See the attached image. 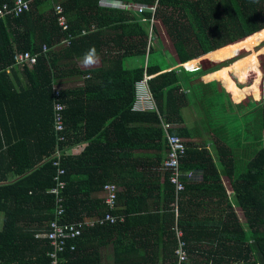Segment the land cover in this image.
Here are the masks:
<instances>
[{
	"label": "trees",
	"instance_id": "1",
	"mask_svg": "<svg viewBox=\"0 0 264 264\" xmlns=\"http://www.w3.org/2000/svg\"><path fill=\"white\" fill-rule=\"evenodd\" d=\"M101 1L35 0L31 11L0 22V264H54L56 260L59 264H100L98 254L87 252L85 246L95 232L121 237L114 243L115 264H178L176 229L186 244L183 264H264V99L255 95L243 103L233 100L235 85H228L224 74L239 60L224 61L222 52L264 31V0H112L155 7L154 12L142 13L133 7H104ZM14 2L0 0V8ZM58 6L69 26L65 33L58 23ZM155 20L171 37L179 64L162 68L152 63L154 48H160L149 44V38L157 33ZM91 25L97 30L78 37ZM68 34L76 36L69 45L53 48ZM46 44L51 46L49 52L44 51ZM93 47L101 66L81 70L78 60ZM27 50L38 56L39 62L34 69L21 68L26 81L17 90L11 78L18 72L14 56ZM262 54L264 50L255 56V65L251 58L238 64L246 80L260 76L256 65L264 69ZM208 55L212 58L203 61ZM138 57L141 66L136 63ZM198 59L203 62L199 70L176 68ZM70 76L81 82L79 87L61 91L66 140L60 142L54 126L57 99L53 87ZM146 76L152 77L148 85L156 108L136 111V85ZM187 107L198 116L194 125L187 124ZM162 120L184 124L170 129L182 138L211 131L218 137L212 140L214 152L185 140L180 167L185 188L178 196L164 172L163 185L158 188L169 192L170 204L177 207L170 210V204L166 206L170 210L163 212L170 221L163 228L166 233H156L166 236L169 245L161 239L152 240L163 254H150L142 252L149 246L131 226L134 214L145 208L139 206L133 212L129 202L142 205L155 190V172L160 178L157 170H162L165 151L168 155ZM78 143L88 144L77 158L61 160L66 183L62 222L81 227V234L67 241L65 249L54 257L56 248L48 237L57 214V197L51 193L57 184L52 158L59 144L64 149ZM151 151L160 154L146 153ZM194 172L203 175L200 183L195 182ZM9 174L17 178L5 183ZM108 184L124 189L121 192L120 188L119 206L125 200L129 206L114 214L123 216L125 222L90 227L88 222L104 216L106 208V195L103 202L92 200L91 195L104 192ZM193 192L202 196L187 201ZM202 205L206 210L212 205L219 210L224 206L222 217L206 219L202 212L198 217H185V209ZM144 227H139L141 232ZM125 232L126 243L122 240ZM124 257H128L127 263Z\"/></svg>",
	"mask_w": 264,
	"mask_h": 264
},
{
	"label": "built area",
	"instance_id": "2",
	"mask_svg": "<svg viewBox=\"0 0 264 264\" xmlns=\"http://www.w3.org/2000/svg\"><path fill=\"white\" fill-rule=\"evenodd\" d=\"M34 0H15V2L10 4H5L0 8V22L5 19L7 16H15L19 17L22 14H25L28 11L32 10ZM101 6L104 7H113L118 9H129L133 7L138 10L140 13L144 11H155V7H147L144 5H126L119 1H107L102 0L100 2ZM58 14V23L61 27L62 32H68L69 26L67 23L66 16L64 14V10L61 6L57 7ZM154 23V21H153ZM97 30L96 25H91L89 29H83L82 32L78 35V37L86 36ZM76 37V36H75ZM74 35L68 34L66 37L61 38L60 42L54 43L53 48H59L64 45H69L70 41L75 38ZM51 50V46L46 44L44 46V51L49 52ZM39 57L34 56L31 51H21L16 52L14 56V66L19 68H31L33 69L39 62ZM187 71H193L195 69L189 70L185 65H183ZM197 69V68H196ZM150 77H145L142 82H139L136 85V102L135 108H150L153 106V97L149 90L148 80ZM62 89L59 86L53 87V93L56 97L57 101L54 104V126L55 131L58 134V140L60 142L66 140L63 132L65 130V124L63 120V110L65 109V105L62 104L59 99L62 96ZM154 108V107H152ZM161 127L165 131V135L167 136L168 142V155L163 164V170L166 174H168L169 182L174 186L176 194L180 191L184 190V183L182 179L184 174L181 171V159L183 157L184 151H186V142L181 136L172 134L170 129L175 128L176 124L167 122V120L161 121ZM82 144H74L71 148L62 149L60 144L58 149L54 155L53 162L55 167L57 168V176H56V186L51 190V193L57 197V214L56 220L53 223V228L51 233L48 235L49 240L52 242L54 248H56V254H53L55 257L59 251H63L65 249L67 241L74 239L75 236L81 234V227L78 229L76 224H65L63 223V218L65 215L64 199L62 197L63 190L65 189L66 183L62 180L63 175L65 174L64 169L61 168V160L64 157L69 156H78L83 152ZM57 158V160H56ZM104 192L106 195L105 201V215L102 217L96 218L90 224V227L96 226H105L106 224L115 225L118 223H124L125 218L123 216L119 217L115 215V211L119 209V192L120 188L115 184H108L104 187ZM113 211V212H112ZM112 212V213H111ZM81 226V225H80ZM177 230V239H178V249L175 253L178 258V264H183V262L187 259V253L185 252L186 244L181 241L182 233ZM54 264H59L58 260L54 262Z\"/></svg>",
	"mask_w": 264,
	"mask_h": 264
},
{
	"label": "crops",
	"instance_id": "3",
	"mask_svg": "<svg viewBox=\"0 0 264 264\" xmlns=\"http://www.w3.org/2000/svg\"><path fill=\"white\" fill-rule=\"evenodd\" d=\"M64 1V0H63ZM138 59L140 60V64H141V58L138 57ZM251 61L254 63V60L251 59ZM135 62H133L132 65H135L134 64ZM78 64H79V67L81 68V70H89V69H93V68H97V67H88L86 66L84 63H83V58H80L78 60ZM190 65V67H189ZM198 65V62L196 61H191L187 64V66L189 67V70H192V69H195V68H198L200 66H197ZM255 65V63H254ZM141 66V65H139ZM100 67V66H99ZM178 67V66H177ZM16 68L18 71L16 74H13L12 73V69L11 70H8V73H12L11 75V78L12 80L14 81V83L16 84V89L19 90L20 89V83L22 81H26L25 80V77H23L22 75H20V73L22 72L21 68L19 67H14ZM34 69V68H33ZM259 69V68H258ZM260 70V69H259ZM75 81V80H74ZM72 77H68L67 79H60L59 81V84L63 86V88L65 90H70L72 88H75V87H79V83L81 82V80H79L78 82L75 81L74 82ZM57 86V85H56ZM61 87V86H60ZM62 89V87H61ZM63 91V89H62ZM224 96L226 97H229L227 94H224ZM235 93H234V97L233 100L237 103H241L240 100H237V98H235ZM154 108H156V104H155V101L153 99V106ZM152 107L150 108H142V109H136L134 108V110L136 111H144V110H151L153 109ZM191 107H187L185 112H187V120H195L196 117V114H193L191 112ZM193 122L189 123V124H192ZM176 124V123H175ZM161 125V124H160ZM180 124H176V127H179ZM184 126V124H183ZM14 134L11 136L12 138H14ZM185 139L186 141L188 140H192L194 141L197 146H199V149L200 148H203V147H206L208 150H210L211 152H214L213 150V146H214V142L212 143H207L204 144L202 143L203 142V139H204V136H196V137H193V138H183ZM199 140H202V141H199ZM82 144L83 146V149L85 147H87V144L88 143H80ZM109 150V149H108ZM147 154H160V153H157V152H146ZM108 157L110 158H113V155L111 154H108ZM166 156H167V153L165 151L164 153V159H166ZM73 157V156H71ZM78 156L74 157V158H77ZM162 165V170H160L158 168L157 170V166L159 165V163L155 164V166L153 167V169H155L154 171L152 170V172L154 173L156 170L158 171V173L160 174V178L159 176L157 175V172L156 173V177L155 178H152V181H153V185H154V192L152 193V195L145 201L142 203V205H139V203H135L136 201H130V206L127 204L126 201L128 200H125V201H122V203H120V209L119 210H125L126 209V206L125 205H128L131 210L133 212H136L135 210H137L139 208V206L145 208L141 214H137L135 213L134 216L132 217L133 219L136 217L135 221H132L131 223V226L133 229H137L139 231V233L142 235V240L143 242L146 243V246H149V248L147 250H142V252L144 253H159V254H163V249H158L155 247L154 245V242L152 240H155V239H161L163 240L164 242V245H169L168 244V239L166 236L164 235H161L160 237L156 236V233L158 231H161V233H166L163 228L164 226H166L170 221L168 219L167 216L164 215V211H170L172 208H174L175 206L177 207V205H175L174 203L173 204H170V201L172 200V197L169 196V192L167 191H164L160 188H158L159 185H163V181H164V176H166V174L164 173V170H163V163H161ZM3 172V171H2ZM192 176L194 177V180L196 183H200L201 182V179L203 177V175H200L199 173H192ZM83 176H80L79 179H80V182L82 183V178ZM158 177V179H157ZM17 177L14 175V174H9L8 177H6V179H8V181H6L5 183H8L9 180L10 182L14 181ZM160 179V180H159ZM224 183L228 189V193H229V196L232 195L233 191H232V188H231V183L229 181V179L226 177L224 178ZM134 185H140L139 182H134ZM198 187H199V184H198ZM121 188V192L123 191L124 192V189L122 187ZM189 196L191 197V199H189ZM197 196H202L201 194H199L198 192H193L192 194H189L188 197H187V201H191V200H196ZM91 199L94 200V201H104L105 200V193L103 192V190L101 191H98L96 193H94L93 195H91ZM170 204V210H168L166 208V206H168ZM88 206L90 207L91 204H88ZM210 207V206H208ZM157 209V211H156ZM223 209H224V206H222L219 210V207L216 206V205H212L211 209L210 210H206L204 205H202V207L198 208V207H195V209H192L190 207V209H185V217H187L188 214H191V216H197L198 217V214L200 212H202V216L205 217L206 216V219L207 218H211L212 216L216 217V218H221L222 217V214H223ZM166 211V213H167ZM189 211H191V213H189ZM237 211H238V208H237ZM87 212V211H86ZM89 213V212H88ZM87 213V214H88ZM175 214L178 215V209H177V212L175 211ZM164 215V216H163ZM157 216V217H156ZM149 221H152L151 222V225L150 223H148ZM159 221V222H158ZM144 222V223H143ZM164 222H166V224H164ZM145 227L143 228V232L140 231L141 228L139 227H142L144 226ZM125 236H126V232L123 233V237H122V240L124 243L125 242ZM121 240V237H119V235L117 236H105V235H97V233L95 232V235L92 236V239L90 241H87L85 242V246H86V249H87V252L90 251L91 253L93 254H98V260L100 261V264H115L117 263V256H115V245L114 243L115 242H118ZM170 249V248H169ZM124 261L127 263L128 262V257H124Z\"/></svg>",
	"mask_w": 264,
	"mask_h": 264
},
{
	"label": "rangeland",
	"instance_id": "4",
	"mask_svg": "<svg viewBox=\"0 0 264 264\" xmlns=\"http://www.w3.org/2000/svg\"><path fill=\"white\" fill-rule=\"evenodd\" d=\"M154 25H155L157 33L154 35V37L149 38V44L152 45L153 47H156V48L160 47V48L158 49L154 48V52L152 54L153 56L152 63L159 64L162 68H166L171 65L179 64V60L177 59V54H176L173 41L171 37H169V35L166 33L164 26L162 25L160 21H157V20L154 21ZM262 50H264V31L254 36L248 37L241 42L235 43L222 51L223 54L225 52L224 55L226 56L224 61L234 62V61L239 60L233 63L230 67H227V71L225 68L222 69V71L224 72L226 71V74H224V77L227 78V84L228 85L232 84L233 86L235 85V89H236L235 98H237V100H240L242 103L244 101H248V98L250 97H253L255 95H261L260 84L261 86L263 85V83H261L262 72L258 69L260 71L259 77L257 76L256 78L255 75H252L251 80H246L244 77H242L241 72L238 70V64L245 63V61L249 58L254 60L255 56H257L259 52ZM97 57H98V62L88 67L101 66L100 56H97ZM211 57L212 56H206L203 59L205 58L208 59ZM148 58H149L148 56L145 58V62H147ZM259 60L261 59L259 58L258 61ZM195 61L199 62L200 60L198 59ZM261 61H264V59ZM136 63L140 65V60L137 59ZM202 65H203V62L198 64L197 66L201 67ZM256 66L257 68H259L258 65ZM60 86L64 90L63 86L62 85ZM213 106L214 105H211V107ZM229 108L231 110L235 109L231 105H229ZM231 116H232L231 113L227 115V119L230 118ZM185 117L187 119V112H185ZM196 121L197 120H190V121L188 120L187 124L193 122L190 125H194V123L196 124ZM180 126H183V125H180ZM215 137H218V136H215V134H213V131L205 132L202 143L205 146V144L211 143ZM199 141H202V140H199ZM239 213L241 215L240 217L242 218V220H245L244 213L242 211H240Z\"/></svg>",
	"mask_w": 264,
	"mask_h": 264
},
{
	"label": "clouds",
	"instance_id": "5",
	"mask_svg": "<svg viewBox=\"0 0 264 264\" xmlns=\"http://www.w3.org/2000/svg\"><path fill=\"white\" fill-rule=\"evenodd\" d=\"M35 1V0H34ZM107 1H112V0H107ZM120 2V1H119ZM98 62V57H97V54H96V50H95V48L93 47V48H90L85 54H84V57H83V63L86 65V66H92V65H94V64H96ZM183 65H185V64H180L178 67H176V68H179V67H183L184 68V66ZM201 67H198L197 69L195 68V70H193V71H196V70H199ZM259 69H260V71L262 72V76H261V79H262V81H261V83H263V79H264V70H262L261 69V67H260V65H259ZM186 70V69H185ZM148 77V76H147ZM152 77H150V79H151ZM149 79V80H150ZM148 80V81H149ZM149 86V85H148ZM150 90V89H149ZM260 91H261V97H260V99H264V97H263V85L261 86V84H260ZM151 92V91H150ZM152 94V93H151ZM153 97V96H152ZM136 102V101H135ZM134 108H135V105H134ZM154 109V108H153ZM140 111H142V110H140ZM163 164H164V162H163ZM172 185V184H171ZM119 209H120V207H119ZM119 209H118V211H119Z\"/></svg>",
	"mask_w": 264,
	"mask_h": 264
},
{
	"label": "bare ground",
	"instance_id": "6",
	"mask_svg": "<svg viewBox=\"0 0 264 264\" xmlns=\"http://www.w3.org/2000/svg\"><path fill=\"white\" fill-rule=\"evenodd\" d=\"M208 56H212V55H208ZM211 58H212V57H211ZM211 58H210V59H211ZM202 59H203V58H202ZM206 59H207V58L203 59V61H205ZM193 61H195V60H193ZM190 62H191V61H190ZM188 63H189V62H188ZM188 63L185 64V66L187 67V69H189V67L187 66ZM198 64H200V61L198 62Z\"/></svg>",
	"mask_w": 264,
	"mask_h": 264
},
{
	"label": "water",
	"instance_id": "7",
	"mask_svg": "<svg viewBox=\"0 0 264 264\" xmlns=\"http://www.w3.org/2000/svg\"><path fill=\"white\" fill-rule=\"evenodd\" d=\"M264 80V79H263ZM263 97H264V81H263Z\"/></svg>",
	"mask_w": 264,
	"mask_h": 264
}]
</instances>
